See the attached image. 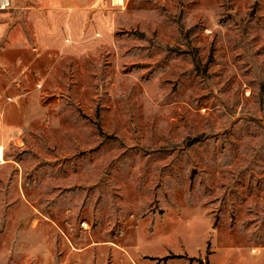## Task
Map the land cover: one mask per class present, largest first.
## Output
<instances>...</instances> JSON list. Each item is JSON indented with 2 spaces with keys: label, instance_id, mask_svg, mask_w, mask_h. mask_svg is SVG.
Returning a JSON list of instances; mask_svg holds the SVG:
<instances>
[{
  "label": "rangeland",
  "instance_id": "rangeland-1",
  "mask_svg": "<svg viewBox=\"0 0 264 264\" xmlns=\"http://www.w3.org/2000/svg\"><path fill=\"white\" fill-rule=\"evenodd\" d=\"M85 15L0 64V264H264V0Z\"/></svg>",
  "mask_w": 264,
  "mask_h": 264
},
{
  "label": "crops",
  "instance_id": "crops-1",
  "mask_svg": "<svg viewBox=\"0 0 264 264\" xmlns=\"http://www.w3.org/2000/svg\"><path fill=\"white\" fill-rule=\"evenodd\" d=\"M8 4L4 7L0 0V64L7 53L30 47L58 50L62 32L78 37L90 23L85 13L106 10L112 0H8ZM96 20L101 18L93 19L92 28L98 27Z\"/></svg>",
  "mask_w": 264,
  "mask_h": 264
},
{
  "label": "trees",
  "instance_id": "trees-1",
  "mask_svg": "<svg viewBox=\"0 0 264 264\" xmlns=\"http://www.w3.org/2000/svg\"><path fill=\"white\" fill-rule=\"evenodd\" d=\"M193 61H194L195 70L199 74H205V72H202V64L196 55H193ZM179 258H182V257H179Z\"/></svg>",
  "mask_w": 264,
  "mask_h": 264
},
{
  "label": "built area",
  "instance_id": "built-area-1",
  "mask_svg": "<svg viewBox=\"0 0 264 264\" xmlns=\"http://www.w3.org/2000/svg\"><path fill=\"white\" fill-rule=\"evenodd\" d=\"M8 5V0H2V6L7 7Z\"/></svg>",
  "mask_w": 264,
  "mask_h": 264
},
{
  "label": "bare ground",
  "instance_id": "bare-ground-1",
  "mask_svg": "<svg viewBox=\"0 0 264 264\" xmlns=\"http://www.w3.org/2000/svg\"><path fill=\"white\" fill-rule=\"evenodd\" d=\"M2 160H4V159H3V151H2V149L0 148V162H1Z\"/></svg>",
  "mask_w": 264,
  "mask_h": 264
}]
</instances>
